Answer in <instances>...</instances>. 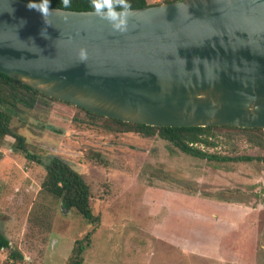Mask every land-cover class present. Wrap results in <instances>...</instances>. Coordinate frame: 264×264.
I'll return each instance as SVG.
<instances>
[{
	"label": "rangeland",
	"instance_id": "1",
	"mask_svg": "<svg viewBox=\"0 0 264 264\" xmlns=\"http://www.w3.org/2000/svg\"><path fill=\"white\" fill-rule=\"evenodd\" d=\"M163 3V0H148ZM13 115L27 149L70 165L90 187L88 223L40 191L44 168L0 139V234L22 259L0 264H67L90 234L83 264H264V162L209 163L167 141L107 133L101 119L59 100ZM203 150L262 156L241 137ZM97 155L105 161L100 163Z\"/></svg>",
	"mask_w": 264,
	"mask_h": 264
},
{
	"label": "water",
	"instance_id": "2",
	"mask_svg": "<svg viewBox=\"0 0 264 264\" xmlns=\"http://www.w3.org/2000/svg\"><path fill=\"white\" fill-rule=\"evenodd\" d=\"M27 3L0 0V73L128 123L264 130V0L132 9L124 33L92 11L44 17Z\"/></svg>",
	"mask_w": 264,
	"mask_h": 264
},
{
	"label": "trees",
	"instance_id": "3",
	"mask_svg": "<svg viewBox=\"0 0 264 264\" xmlns=\"http://www.w3.org/2000/svg\"><path fill=\"white\" fill-rule=\"evenodd\" d=\"M28 2V0H22ZM177 0H163L169 3ZM132 9L146 6L158 5L160 3H149L148 0H131ZM49 8L65 9L60 0H50ZM65 10L71 11H92L90 0H72V4ZM45 98H51L21 82L14 80L0 73V139L8 136L14 139V147L22 151L25 156L40 164L45 171L44 178L40 184V191L61 202V206L66 210H74L90 224L99 221L92 212L90 204V187L84 178L77 173L70 165L55 156H38L27 149V137L17 132L11 127L13 115H18L21 110H32L36 103L44 102ZM66 103V102H65ZM68 104V103H66ZM81 109V108H79ZM84 111L90 117L101 119V129L107 133H127L134 132L144 137H154L167 141L171 146L180 152L206 160L209 163H226L230 161H259L264 162L262 156H222L212 154L201 147H215L216 140L220 136L227 139L241 137L248 144L257 147L264 152V130L259 128H238L231 126H206V127H155L141 124H133L121 120L104 117L88 111ZM100 163L105 161L97 155ZM90 246V234H86L83 239L75 240L73 247L67 258V264H83V255ZM8 249V259L18 261L22 259V254L10 247L9 240L0 234V250Z\"/></svg>",
	"mask_w": 264,
	"mask_h": 264
},
{
	"label": "clouds",
	"instance_id": "4",
	"mask_svg": "<svg viewBox=\"0 0 264 264\" xmlns=\"http://www.w3.org/2000/svg\"><path fill=\"white\" fill-rule=\"evenodd\" d=\"M92 13L107 20L111 28L120 33L128 30V16L132 11L131 0H90ZM50 0H28L27 7L39 11L42 16L49 13ZM60 4L67 9L72 0H60ZM81 61L88 57L87 49L81 48L78 52Z\"/></svg>",
	"mask_w": 264,
	"mask_h": 264
},
{
	"label": "built area",
	"instance_id": "5",
	"mask_svg": "<svg viewBox=\"0 0 264 264\" xmlns=\"http://www.w3.org/2000/svg\"><path fill=\"white\" fill-rule=\"evenodd\" d=\"M155 2H156V0H155Z\"/></svg>",
	"mask_w": 264,
	"mask_h": 264
}]
</instances>
